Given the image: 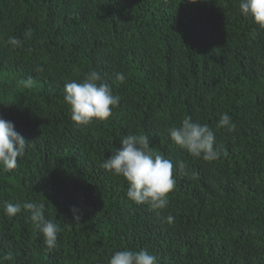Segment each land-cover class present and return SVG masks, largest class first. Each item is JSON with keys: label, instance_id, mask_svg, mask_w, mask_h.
<instances>
[{"label": "trees", "instance_id": "obj_1", "mask_svg": "<svg viewBox=\"0 0 264 264\" xmlns=\"http://www.w3.org/2000/svg\"><path fill=\"white\" fill-rule=\"evenodd\" d=\"M239 2L0 0V117L31 145L16 169L0 171L4 264H107L125 248L159 264H264V29ZM90 69L120 104L107 120L77 127L64 83ZM225 112L234 132L217 128ZM185 116L216 133L218 160L171 141L166 130ZM128 134H147L154 151L187 163L174 169L163 210L130 201L125 179L100 166ZM4 201L44 203L61 229L57 246L49 251L29 213L10 217Z\"/></svg>", "mask_w": 264, "mask_h": 264}, {"label": "clouds", "instance_id": "obj_2", "mask_svg": "<svg viewBox=\"0 0 264 264\" xmlns=\"http://www.w3.org/2000/svg\"><path fill=\"white\" fill-rule=\"evenodd\" d=\"M195 3L196 0H188ZM239 11L245 17H251L260 29H264V0H240ZM31 35L30 32L25 33ZM12 47H19L22 41L16 37H9L7 41ZM36 71L43 72V67L38 66ZM115 80L120 84L125 83L126 76L116 72ZM33 84L31 79L23 82L25 88ZM64 101L69 106L71 120L77 127H85L94 121H105L114 108L119 107L120 96L113 93L109 84L97 69H90L80 81L71 80L64 83ZM236 124L227 113L220 115L217 128L226 132H234ZM168 135L175 145L187 151L193 158H202L206 162H213L220 158L221 149L216 146V133L207 123H199L185 116L178 126L169 127ZM30 141L14 130L11 121L0 117V171L10 172L18 167V158L25 155L30 147ZM120 148L112 147L110 155L105 157L100 165L102 169L113 176H120L127 182V198L133 203L146 204L153 211L163 210L169 202V193L176 186L174 169L183 173L187 163L173 161L166 158L161 152L154 151L147 134H128L120 139ZM227 153H225L226 155ZM5 213L14 217L26 210L30 220L43 237V243L49 251L57 246V237L60 226L51 219H46V206L42 202L25 201L12 203L4 201ZM73 221H80L79 210L73 206ZM173 217H166L171 223ZM11 259V254L0 258V264ZM107 264H159L158 258L145 249L133 251L122 249L115 251L108 259Z\"/></svg>", "mask_w": 264, "mask_h": 264}]
</instances>
